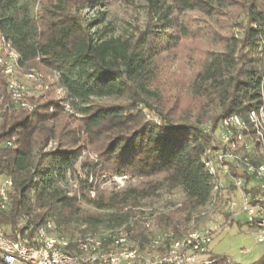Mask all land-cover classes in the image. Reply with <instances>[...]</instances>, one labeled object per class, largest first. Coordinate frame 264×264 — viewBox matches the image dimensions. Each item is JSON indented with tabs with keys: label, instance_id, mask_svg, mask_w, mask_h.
Segmentation results:
<instances>
[{
	"label": "trees",
	"instance_id": "1",
	"mask_svg": "<svg viewBox=\"0 0 264 264\" xmlns=\"http://www.w3.org/2000/svg\"><path fill=\"white\" fill-rule=\"evenodd\" d=\"M109 1L39 0L35 9L30 0H0V35L19 66L54 73L26 110L12 106L0 72V177L13 183L0 226L8 235L29 237L50 218L60 231L125 226L142 246L151 232L135 208L163 185L179 187L184 200L155 215V224L182 233L210 198L204 160L218 147L219 122L245 117L264 100V0H145L143 25L126 36L105 35L106 27L93 29L99 19L80 14L84 4ZM188 58L193 91L165 94L166 66ZM52 85L61 97L50 95ZM85 149L96 158H81ZM109 173L140 178L139 185L101 189ZM69 177L77 182L71 194Z\"/></svg>",
	"mask_w": 264,
	"mask_h": 264
},
{
	"label": "rangeland",
	"instance_id": "2",
	"mask_svg": "<svg viewBox=\"0 0 264 264\" xmlns=\"http://www.w3.org/2000/svg\"><path fill=\"white\" fill-rule=\"evenodd\" d=\"M30 1L35 2L34 7L37 9L39 0ZM102 10L104 11V14L100 16L99 12ZM80 14L87 22H94L99 19L98 24L94 25L93 29L106 27L105 35L126 36L133 31L135 26L141 27L143 25L146 18V2L145 0H110L104 6H89L88 4H84V6L80 9ZM198 16L199 15L195 14V17ZM191 66V58L187 59V64L186 59L181 60V62L174 61L168 64L163 74L165 82H163L161 90L167 95H174L178 93L186 94L192 92L193 86L190 81ZM26 69L27 70L23 71L21 68V71H17L13 76L16 80L23 84L22 87L27 92V98L43 94L45 90L43 91L40 89L38 82L33 78H30L28 71L35 70L42 76L44 75L43 80L46 83L47 81L51 83L53 82L54 73L50 70L38 71L33 66L26 67ZM50 95L57 98L61 97L63 92L56 86L52 85ZM92 100L109 101L110 99L94 97ZM71 112L72 110L68 109V113ZM218 134L219 129L217 128L214 131V135L218 136ZM51 146H54V142L50 143L48 147ZM249 149L250 152H253V155H255L253 147H250ZM85 157L95 159L96 154L89 149H85L82 152L81 158ZM213 165L219 170L216 173L214 180L218 184H221L222 187L216 191L212 189L208 203L192 210L187 222L181 225V229L184 230L183 232L205 229L212 230L213 234L211 241L208 244V250L203 256L204 258L226 257L231 259V261L236 264H253L264 256V242L259 243L255 238L256 231H259V229L250 227L246 222V215L244 213L239 210L232 212V208L229 207L230 204L223 201L224 199H228L227 182L229 178L226 173L223 172L222 168L219 167V163L217 164L213 161ZM111 174L114 173H109L108 175L100 177V179L103 180L102 182H99V187L101 189L111 191L139 185L140 178L131 177L129 174H126V178L122 179L118 176H111ZM76 186V179L69 177V181L65 187L69 190L70 194L73 193ZM259 195L264 196V190L259 191ZM183 200L184 195L179 187L169 188L166 185H163L152 196L143 199L138 207L135 208V211H143V217L136 218L139 222L141 220L140 223L145 227L146 232H151V237L154 235L157 236L158 233L162 231L164 232L170 228H158L155 224V215L166 213L170 209L174 210ZM175 217H179V211L175 213ZM49 220H46V222L49 223V227L52 226V230L49 228V232L52 235L64 236L70 239L76 238L87 231L105 233L109 230L116 229H106L104 226H99L97 227L99 230H85L81 232L80 230L84 225L75 227L71 224L67 228H63L61 229L62 231H60L56 228L55 223H53L50 218ZM142 253L149 256L151 253L157 252L148 250V252L145 251Z\"/></svg>",
	"mask_w": 264,
	"mask_h": 264
},
{
	"label": "bare ground",
	"instance_id": "3",
	"mask_svg": "<svg viewBox=\"0 0 264 264\" xmlns=\"http://www.w3.org/2000/svg\"><path fill=\"white\" fill-rule=\"evenodd\" d=\"M8 48L11 53L6 52ZM17 59L18 54L16 51L0 35V60H4L7 63L1 64V72L8 76L7 84H13V80H16L13 75L17 71H21ZM28 75L38 82L40 89L43 91L49 87L48 83L44 82L43 76L37 71L30 70ZM7 92H13V85H7ZM9 96L12 106L26 110L32 109L33 106L28 101L27 92L22 86H18L17 90H15V95L9 94ZM229 117H235L236 129L242 131L243 136V138H236V141H231V152H233V155H248V162L253 167H262V173H264V100L257 108L248 111L245 117L233 114L222 119L221 123H228ZM243 139L246 145H243ZM217 143V148L209 149L206 152L207 157L204 160V164L213 178L212 189L214 191L221 188L222 185L214 180L219 170L215 168L213 161L217 164L219 163V167L222 168L226 175V168L230 166V161H225L219 142ZM250 147H253L255 155L250 152ZM223 148H230V140H223ZM243 174L252 184H258L259 191L264 190V180L260 174H257L251 168H244ZM227 177L230 179V176L227 175ZM120 178L123 179L126 176H120ZM7 179L10 178L7 177ZM10 186L11 188L13 186L11 179ZM9 199L10 195L8 196V202ZM259 201H264V196L259 195ZM229 204V207L232 208V204ZM252 227L260 231V224H252ZM131 232L125 226H121L105 233L87 231L76 238L70 239L64 236L52 235L49 232V223L44 221L35 231V241L38 242V250L41 251V255L47 264H61V259L57 258L55 251L72 256L75 260H81V263L122 264V261L126 260V264H134V262L143 263V257H145V263L165 261L171 255H181L185 248L186 254L198 253L202 250V243H193L191 246L186 247L185 240L194 238L211 240L213 234L211 229L192 230L180 234L173 229H168L158 233L157 236H152L141 246L131 239ZM2 237H10V235L6 234L5 230H2ZM52 247H55V249ZM148 250L157 253H151L149 256L142 253L148 252Z\"/></svg>",
	"mask_w": 264,
	"mask_h": 264
},
{
	"label": "built area",
	"instance_id": "4",
	"mask_svg": "<svg viewBox=\"0 0 264 264\" xmlns=\"http://www.w3.org/2000/svg\"><path fill=\"white\" fill-rule=\"evenodd\" d=\"M6 52L11 53L9 48ZM1 64L7 63L4 60H0V72ZM7 85H13V92H7V94L15 95V90H17L18 86H22L23 84L18 80H13V84ZM236 116L239 115L236 114ZM217 128L219 129V134L215 137L224 154L225 161H230V168H226V170L230 171V169H233L237 173H241L239 175H230V179L227 182L228 199H224L223 201L232 204V212L239 210L244 213L246 215V222L250 227H252V224H260V231H256L255 238L259 243L264 242V201H259L258 184H252V182L246 179V176H243V169L251 168L257 174H260L264 180L262 167H253V165L248 162V155H233V152H231V141H236V138H243L242 131L236 129L235 117H229L228 123H221L220 121ZM223 140H230V148H223ZM243 145H246L244 139ZM111 176L120 177L126 176V174H111ZM230 185H233L231 190L229 189ZM255 189L258 190V192L254 193L253 190ZM11 191L10 179H7V177H0V209L6 207L8 196ZM49 228H52V226ZM2 230L3 228L0 226V264H47L44 257L41 255V251L38 250V242L35 241V232L31 236L24 238L21 237L19 233L10 235V237H2ZM185 241L186 247L191 246L193 243H202V250L198 253L186 254L185 248V251L181 255H171L170 258L165 261L145 263V257H143V263L134 262V264H217V258L203 257L208 250V244L211 240H207L206 238H194ZM52 248L55 249V247ZM55 254L57 258L61 259V264H94L81 263V260H75L72 256L62 254L58 251H55ZM122 264H126V260L122 261ZM226 264L235 263H233L231 259H227Z\"/></svg>",
	"mask_w": 264,
	"mask_h": 264
}]
</instances>
